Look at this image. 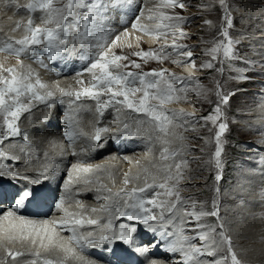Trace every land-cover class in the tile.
<instances>
[{
	"label": "rangeland",
	"instance_id": "rangeland-1",
	"mask_svg": "<svg viewBox=\"0 0 264 264\" xmlns=\"http://www.w3.org/2000/svg\"><path fill=\"white\" fill-rule=\"evenodd\" d=\"M238 1H243V0H225L227 5V12L232 18V27L227 29L229 33V38H231L234 41L233 44L234 54L231 59L224 58L221 52L218 55V59L213 61L210 55L205 54L206 50L212 48L215 42L224 39V37H222L220 33L222 31V27L226 28L227 25L224 20L225 10L221 8L219 4V0H179V2L185 5L183 9L181 8L178 9V7L164 8L161 6L160 0H153L147 6V8H150V11L146 12L145 14L138 15L139 24H142V26L144 27H148V26L152 27L151 30L153 29L152 31L155 32L157 30V25L161 23V21L156 18L160 12H163L167 15H178L184 18V22L180 24V27L185 32L186 34L185 37L183 38L180 37L178 33L174 37L171 33L175 32L176 30L173 28L167 30L170 33H168L167 35H160L159 40L156 43H152L150 45L141 38L142 37L150 38V36L152 35L145 34L143 31L142 33L139 34L137 30L129 26L126 27L125 29L128 31L129 35H133L132 36L133 39L124 44V46H129V47L126 48V51L124 53L121 52L120 48L119 50H116L113 53H115L116 55L127 57L126 60H122L119 62L121 65H128L127 68L122 67V69L139 70V71H147V72H152L153 70L160 71L162 69H166L167 70L166 76H167L169 74L177 75L178 73H180L179 63H173V61H180V59L177 58L178 56L174 54L176 51L171 47L167 49L169 53L170 52L172 53L171 55L169 53L164 52L163 51L164 49L159 46L163 44L162 41L165 40L166 42L165 45H167V44H172L173 40H175V42L178 45H185L187 46L185 49H189L192 51V55L194 56V58H192L191 60L195 61L196 67L192 68L191 64L187 63L189 64L188 67L189 70H187L186 73H191L192 71L193 73H196L199 76L191 79L186 78L185 83H182V85L181 84L178 85V82H174V88L177 89L174 95L181 97L182 99L181 100L177 99L174 102L167 103L164 105V108L168 110V116L170 120L174 119L181 128V130H178L177 132L179 137L176 135H172V136L176 138L178 137L182 141L185 140L186 143L185 148L187 147L186 155L184 154L186 156V157L184 156L185 160L187 161L186 169L189 172H191L188 175L182 174L183 178L179 180L177 190L179 191V195L181 197L182 202L180 205L177 206V208L179 207L178 209H180L185 205L187 206L184 207L182 210L180 209V215L184 216L185 211H192L191 206L193 203H195L197 211L203 208L205 211L210 212L213 210V203L215 202V206L216 209L218 210V214L219 211L222 210V208L224 207L238 206L241 208L244 214L242 217L239 218V221L235 222V224L236 226L237 225L245 226L246 220H244L243 217H246L247 219H256L259 217L258 216L259 213L250 214L249 210L253 208L252 202L254 198H259V200H261V202L264 203V179L262 178L260 180V183L258 184V186L260 187H258L257 189L253 190L252 188L251 189L249 188V190H247V195L245 198L242 195L236 196L235 194H232V196L236 198V201L234 202L222 201L221 194L224 191L229 193V190L231 188H234L235 186H236L235 188H239L240 186H242L243 181L246 182V180L240 176L241 170L251 171L253 170V168L258 169L259 167H262L263 160L258 161L257 159L259 157L263 158L262 155H264V154H260V152H264V151H261L263 150V148L259 147L258 145V144L264 145V135H261L260 131H258L257 128H262V126L264 127V115L255 112V110L257 108L259 109L262 107L260 97L264 95V73L259 72L258 70L264 69V64L249 65L244 63V61L242 60H247V59L250 60L253 56H255L254 58H256L257 60L260 58H264V55H259L262 52H264V50L258 49L256 46H252L254 42H251L249 44V47L252 49H248L246 48L248 45L246 46L245 45L246 43L242 42V40L243 41L245 40L244 38L247 35L246 33L247 28H245L236 19L240 18V20L242 19L246 20V16L245 15H242L240 17L236 16L238 10L240 9ZM258 7H264V6H258ZM260 10H261L260 8L254 10L252 8V11L253 12L255 11V14L257 16L260 14L259 12ZM246 11H250V8L249 10ZM150 16H152L153 19H149ZM206 20L211 21L212 22L211 25L205 24ZM164 23H169V22L164 21ZM256 23L258 24L259 22ZM253 25H255V23H253ZM161 31H164V29H161ZM247 32L250 33L249 30ZM120 33L123 34L122 32ZM139 40L141 41V45L140 44L138 45ZM83 43L87 44L86 41H84ZM235 44L236 47L234 46ZM145 51L156 52L159 56L164 58L162 60H157L155 58L144 59L140 56L135 55V53L137 52H145ZM234 57L235 58L239 57L241 60H238L237 58L234 59ZM5 60L6 59L1 60V63H3V65L5 63ZM15 60L18 61L17 58H15ZM208 61H211L214 67L211 69L202 68L201 65ZM8 62L9 61L7 60V63L5 64L9 65ZM131 62L140 64V68H135L134 66H132ZM219 69H223V71L221 72L219 71ZM34 73L35 72L33 71L32 74L34 75ZM0 74H3L5 76L8 75L7 73H0ZM36 74L39 75V77H42L44 73L42 71H37ZM238 76H244L247 77V79H237ZM44 77L46 78V75H44ZM74 78H75L74 76L68 78H54V79L49 78V80H45L43 78L42 81L47 84V87L44 89H40V91L38 92L40 94H43L45 97H47L48 91H51L53 94L56 92H60L61 89H64V87H61L62 84H60V81L63 79H69L71 82L68 84V86L72 88L71 84L73 85L75 84L73 82ZM31 82L34 83V81ZM179 83H181V81ZM217 84H219V89H217ZM244 87L245 89H243ZM248 87H253V88L247 90L246 88ZM181 89H183L184 91H180ZM218 90L222 94L228 95L229 98L226 104L220 103V99L216 95V92ZM198 92L200 93V95L197 94ZM75 93H76V89L73 90L74 95ZM140 95L142 94L137 93L136 97H133V99H137ZM150 103L156 104L157 101H150ZM217 104L220 105L222 116L220 117V120L217 121V125H213L211 121H205L202 118L207 117L209 115H214V109L217 106ZM176 107H181V109ZM37 109H41L40 106H38ZM44 111H48V110H44ZM127 111L128 110H125V112ZM173 113H175L176 115L173 116ZM181 113L191 114V115H181ZM250 113L251 115H249ZM30 114H27L25 116L26 119L19 117L17 120H15V125L17 127H21L23 125L26 126L27 123H30L33 120L32 117L36 115L37 112L36 113L31 112ZM50 114L53 115V117L51 116V118H54V120L56 121L55 123L56 126L61 127L62 123H60L58 119L56 110L50 112ZM137 115L139 116V119H141L144 123H146L151 128H153L155 132H160L161 133L160 137H166V135H168L170 132H174L172 123L166 124L165 126L166 131L161 132L158 128L157 123L151 121L150 116L145 115L144 113L142 115L137 113ZM6 118L10 121L13 119L12 117H7L0 113V136L2 137V139L0 138V151H2V148L5 147L7 142H10L7 140L9 136L7 134H4V136H2V131H1V130H4L5 132L7 131V127L5 123ZM220 122L226 123L227 129L220 136V144L222 148V154L220 157L221 166L220 168H217L215 165V156H214L216 149L215 137H216V132L219 130L218 124ZM78 124L79 123L77 122L75 128H81L80 127L81 125L79 124L80 125L79 126ZM243 124L246 125V128L243 127ZM112 127L114 128L113 125ZM246 129L247 131H245ZM77 130L79 131V129ZM41 133L42 131H38L37 133H34V135ZM141 144L144 145L143 142H141ZM43 145L44 146L49 145L45 147L47 150L48 149L54 150L55 148H58V150H62L64 152L62 156L67 154L66 152L67 150L64 149L65 146H63L64 148H62L61 143L57 141V136H53V135L48 136L47 139L43 141ZM150 148L151 146L145 149L144 152L146 156H151L152 153ZM164 148L165 147H163L162 149ZM250 149L257 150L255 151L257 153L256 156L253 157L251 156L253 155L254 151L251 153L247 152V150ZM175 151L176 150H174L173 152ZM245 157H247L248 159L246 160ZM169 158L171 159L170 163L174 162L175 160L173 159L174 157L169 155ZM249 158L254 159V162L253 163L251 162L252 164L250 163L246 165L243 164V162L248 163ZM159 160H162V157L160 155H159ZM9 161L10 160L8 159L5 161V163L6 164L9 163ZM87 162L89 163L88 166H91L92 169L93 168L96 169L95 167L96 165L92 164L94 162L91 161H87ZM71 164L72 162H70V165ZM82 164H86V162ZM129 164L130 167H133L132 162ZM121 168L120 171L123 172V168L122 169ZM172 169H175L174 166ZM258 171H260L259 173L263 172L260 169H258ZM183 172L185 171H182V173ZM66 174L67 171H65V174H63L64 178H67L65 177ZM119 174L122 175V173L120 172ZM146 174L148 173L147 172L144 174L142 173L140 176H138V178H147ZM218 174L221 176V179L219 181L215 179V177ZM64 178L62 179L64 180ZM249 180L251 182L253 181V179L251 178H249ZM121 183L119 184L120 187L123 188V191L121 193L122 195H125L127 191H131V189L134 186L132 184V180L128 184H125L124 182ZM174 183L176 182L174 181L173 183H169V186H171ZM245 188H248V186H245ZM163 191H164L163 189L157 190V192H161V193H163ZM156 199L157 202H160L161 200L170 202L173 201L175 197H166L161 195L158 196ZM156 210H157L156 215H159L161 210L159 208H156ZM164 213H166V211ZM223 215L226 217L225 211H223V214L220 213L219 218L207 216L209 219H202L200 222L204 223L205 225L216 226L218 224H221V221L223 220L222 218ZM240 215L241 214H236L235 216L239 217ZM177 219L180 220L179 217ZM185 219L193 220L188 217ZM190 222H187L188 226L194 228L195 221L192 223ZM223 225H224L223 230L224 232H226V228L229 225L226 226L225 223H223ZM191 229H186V230L191 231ZM219 231L220 229L219 227H217L216 233L213 234L214 236H216L217 240H219V236H218ZM190 235L194 236L196 235V233L190 232ZM227 236L229 237V234H227ZM193 243L197 244V241ZM240 244H241L240 242L239 243H234V241L231 242V246L234 245L238 246ZM256 244L258 245L259 243H255L254 245ZM221 247L223 251L216 253L215 259H218L221 256L228 255L227 247L225 245H221ZM261 254L262 251H259L255 255L254 260H248L245 257L242 256L238 257V255L237 254L236 255L237 258L240 260L241 264H264V260L262 259ZM177 255L178 253H175L172 254L171 257L174 258ZM79 257L83 258L80 255ZM8 258H11V256H8ZM21 259L23 258L21 257ZM201 259L202 258H200L199 260ZM212 261L214 260H211L210 262L205 261L203 264H212ZM179 262L180 261H177L176 259L175 264ZM227 264H230V259L227 262Z\"/></svg>",
	"mask_w": 264,
	"mask_h": 264
},
{
	"label": "snow or ice",
	"instance_id": "snow-or-ice-1",
	"mask_svg": "<svg viewBox=\"0 0 264 264\" xmlns=\"http://www.w3.org/2000/svg\"><path fill=\"white\" fill-rule=\"evenodd\" d=\"M161 6L164 8H181L183 9L185 5L179 0H160ZM4 4L6 7L16 6L19 7L16 3V0H4ZM219 4L221 8L225 10L224 20L226 22L227 27H222V31L220 35L224 37L223 40L214 43V46L208 50H206V55H210L212 60L215 61L218 59V55L222 52L223 57L227 59H231L233 57V44L234 41L229 38L228 28L232 27V18L227 12V5L225 0H219ZM25 10L29 13V19L25 25V35L23 38L16 40L15 44L19 45L18 48H14L12 44H7L4 48H0V51H8L10 53H14L18 57L26 52H29L32 46L36 45H45L48 50V59H54L57 53L68 51V44L70 38L75 41L76 39H81L90 34L91 27L94 26L93 22L95 20L96 14L101 7L98 0H29L27 4L23 6ZM82 9H86V11H81ZM39 11L41 13V24L37 25L34 23L31 14ZM71 18V19H70ZM161 21L160 24L157 25V30L153 32L148 28L139 25V17H137V22L132 24L133 29H138L143 31L145 34L156 35L159 38L160 35H167L170 29H175V32L171 34L175 37L178 33L180 37H185V32L180 27V24L184 22V18L178 15H167L163 12H160L156 17ZM149 19H153L152 16ZM164 21H168L169 23H164ZM211 21L206 20L205 24L211 25ZM20 24L17 23L16 28L18 29ZM164 29V31H161ZM108 33H103L101 35L94 36V39L97 41L96 44H93L92 47L99 49L98 58L93 59L90 63V66L85 69V71L92 74V85L89 88H84L81 92H76V99L79 100L81 96L89 97L93 100L98 101L97 111H101L103 107H107L108 104H111L113 101L116 104H121L126 106L129 109H132L136 112H142L145 115L150 116L152 122H156L158 128L161 132H165L166 124H170L171 120L168 116V110L164 108V105L167 103L174 102L181 97L175 96L174 93L177 89L174 88V82L181 81L185 78L183 77H175L174 74H169L166 76L167 70L162 69L160 71L153 70L152 72H145L142 74L132 73V72H121L120 69L127 68L128 65H121L119 62L122 60H126V56L116 55L112 53L113 46L117 45L120 40V36L117 35L114 39L111 40V43H108L107 40ZM167 47H171L174 50H179L186 48L185 45H178L175 40H173L172 45H166ZM180 54L189 58L187 63L191 64L192 68H195V61L191 60L192 51H184ZM135 55L140 56L144 59L155 58L157 60H162L164 57L159 56L156 52H137ZM39 63L43 65V59L40 58L38 60ZM132 66L135 68H140V64L135 62H131ZM173 63H184L181 61H173ZM21 68L23 67L22 61L20 62ZM202 68L211 69L214 67L211 61L205 62L201 65ZM94 70H98L94 71ZM219 71H223V69H219ZM0 73H7L5 76L0 74V110L7 111L8 115L13 119L10 121L7 118L5 119V123L7 125V134L11 136H17L20 134L19 129L15 126V120L19 118V115L22 111H28L26 105H24L20 97L30 94L31 99H36L39 101H44L46 97L44 95L39 94L36 90L37 88L44 89L47 86L42 83L39 78L35 80V82H31L32 73L29 70L28 73H20L16 68H4L3 65H0ZM187 79H191L188 77ZM237 79H247L244 76H238ZM139 86H136V85ZM217 89H219V84H217ZM180 91H184L181 89ZM63 95L71 96L72 93L64 92L61 89ZM137 93H141L137 99H133L136 97ZM109 95V101L105 104H99V98L102 95ZM200 95V93H197ZM53 93L51 91L47 92V98L52 97ZM217 97L220 99V103L226 104L228 101V95L222 94L219 90L216 92ZM6 97H10L12 100V104L8 103V99ZM118 97H122L123 99H117ZM150 101H157L156 104H151ZM102 114V113H101ZM176 114L173 113V116ZM181 115H191L184 114ZM222 116L220 105L214 109V115H209L207 117H203L205 121H211L213 125H217V121L220 120ZM128 127L127 124L124 126ZM218 131L216 132V149H215V165L217 168H220L221 161L220 157L222 154V148L220 144V136L226 131L227 124L224 122H220L218 124ZM102 131H107V129H97L94 139L99 141L101 139L100 133ZM68 138L71 140V134L66 133ZM3 153H0V156H3ZM172 157H176L179 155V151H175L170 153ZM162 159L168 160V148L163 149ZM187 161H182L181 163H174L172 166H168L165 171L164 182L160 184H155V182L148 184L146 183L143 188H133L130 193H126L129 197V200L124 202L125 209L128 210H118V215L122 217H127L128 220H136L141 221L145 225H149L150 229L153 232H156L157 229L152 227V223H159L162 229L159 234L163 238L165 236H175L174 240L167 242V251L169 252H179L181 254L182 260L179 264H201V261L198 259L199 256H203L207 254L208 256H216L217 251L220 249L221 245H225L227 247L228 255L221 256L218 259L212 261V264H227L230 259V264H241L240 260L237 258L236 253L232 250L231 239L224 232V225L218 224L216 226L205 225L201 223L203 217L212 216L219 218L218 210L216 209L215 202L213 203L212 211H205L201 208L199 211L196 210L195 203L192 204V211H185L184 216L180 217L179 224H173L171 219L165 220L164 212L165 210L169 213L175 214L178 211L177 206L181 204V197L179 195L178 183L179 180L183 178L181 168L182 164H186ZM175 168V174L172 172V167ZM3 165H0V169H3ZM77 172L90 173L93 171L91 166H81L74 165L73 166ZM99 167V166H97ZM12 175H18L16 173H12ZM71 175V174H70ZM215 179L219 181L221 176L218 174ZM169 181H175L176 183L169 186ZM38 180H33L32 183H38ZM130 181L125 178L124 183L128 184ZM67 186V182H66ZM159 188L163 189V193L156 192L152 199L144 200L137 197V193H144L146 189ZM218 191V189H217ZM117 197L120 196V193H116ZM166 196V197H175L173 201H160L157 202L158 196ZM30 196V192L25 190L20 194L19 201L16 203L15 207L18 209L22 206V203L25 199ZM132 201V202H129ZM145 204L152 205L153 208H159L161 211L159 215H155L152 213L151 209L146 208ZM57 207H60L58 204ZM14 215V212L9 211L6 213L5 218L11 217ZM69 215H72L71 213ZM191 217L195 221V227L191 229V231L195 232L196 235L188 236L185 235L184 224L186 221L185 218ZM67 225L69 222H63ZM71 223L81 224V220H73ZM89 224H96V220H89ZM168 224H172L174 228H176L175 233L166 231V227ZM112 234L109 235H101L95 239H88L87 237H77L75 231L73 229H69L73 231V235L70 238L75 241L77 244H80L81 240L89 245H95L98 243H103L104 241L110 239H116L123 241L125 243H129L132 239V233L134 232V228L130 226H126L121 224L119 226L118 233L113 229V225L111 220H109L108 224L105 226ZM219 227L220 231L218 233L219 240L216 239V236L213 234L216 233V229ZM28 231L29 235L35 234V238L32 239V243H36V238H39L42 247H47L44 244V240L47 239L49 244L53 241V236L55 235V227H49L47 222L43 224L42 227H37L31 221H25L21 218L20 224L11 223L9 226L0 228V232H2L7 239H15V235L13 233L19 232L23 234L25 231ZM89 237L92 236L91 233L88 234ZM27 238V237H23ZM199 240L202 242L201 246H197L196 243H193L194 240ZM83 246V245H81ZM65 252H73V249L67 247L64 244H60ZM141 251H147V249H142ZM13 259L16 256L22 255V253H8ZM37 259H39L40 254L35 253ZM32 264H36V261H32ZM43 264H55L52 260H44ZM155 264V262H153Z\"/></svg>",
	"mask_w": 264,
	"mask_h": 264
},
{
	"label": "bare ground",
	"instance_id": "bare-ground-1",
	"mask_svg": "<svg viewBox=\"0 0 264 264\" xmlns=\"http://www.w3.org/2000/svg\"><path fill=\"white\" fill-rule=\"evenodd\" d=\"M28 0H16L17 5L23 6L27 3ZM238 4L240 6V9L238 10L237 17H240L242 15L246 16V20H240V18H237L236 20L239 21L246 29V37L245 40L242 42L246 43V48L252 49L249 47V44L251 42H254L252 46H256L258 49L264 50V7H258V6H264V0H243L238 1ZM258 5V6H257ZM250 11H246L249 10ZM254 9L260 8L259 11L260 14L257 16L255 14V11H252ZM150 8H147L146 12H149ZM253 12V13H252ZM34 14H37L35 12ZM10 16V18H9ZM105 13H102L98 16V19L104 20L105 19ZM26 17H28V13L25 11H22L20 9H17L16 6L12 7H6L4 4V0H0V38H5L6 40H10L12 44H15L16 40H19L22 38V34L24 32L23 26L20 25V27L17 29L16 25L17 23H24L26 21ZM112 18V17H111ZM35 21V20H34ZM137 22V19L136 21ZM256 22H259L258 24ZM132 23H134L132 21ZM255 23V25H253ZM139 24V21H138ZM142 25V24H139ZM125 26L126 27H129ZM149 30H151L152 27H146ZM153 30V29H152ZM250 31L248 33L247 31ZM118 32H121L118 30ZM104 32H99L97 34H93V36L101 35ZM256 35V36H255ZM112 33H108L107 37H111ZM260 38V39H258ZM141 39L145 40L150 45L152 43H156L159 38H156L155 35L148 37H142ZM123 39L120 41L117 45L113 46L112 53L116 50L121 49V52L124 53L126 51V48L129 46H124L126 42ZM141 45V41L139 40L138 45ZM256 44V45H255ZM133 46V45H132ZM236 47V44L234 45ZM245 48V47H244ZM243 48V49H244ZM245 48V49H246ZM261 50V51H262ZM194 54V53H193ZM2 55V54H0ZM259 55H264V52H262ZM253 56L250 60H242L244 63L249 65H263L264 64V58L256 59ZM15 58L18 59V61L15 60ZM238 60H241L239 57H236ZM234 57V59H236ZM6 59L5 63H7V60L9 61V65L1 63V60ZM20 60L18 57L14 56H0V65H3L4 68H16L18 72H22L24 70L25 72L27 70H30L32 73L35 72L34 75L31 77V81H34L37 79L36 77H39L37 75V71H42L44 74L42 77H39V80L44 83L46 86L47 84L42 81L44 78L45 80H49V78L54 79L53 77H50L45 71L40 70L36 68V66L27 63L22 62L23 67L20 66ZM189 64H187L186 69L189 70ZM259 72L264 73V69L258 70ZM192 72V71H191ZM46 75V78L44 77ZM71 81L69 79H63L60 81V84H62L61 87H67L68 84ZM242 88V87H241ZM253 87L246 88L247 90H250ZM245 89V87L243 88ZM37 91H40V88L36 89ZM83 91V87L80 89H76V92ZM22 99H27V94L22 96ZM182 98H180L181 100ZM261 99V108H257L255 112L261 113L264 115V95L260 97ZM84 101V99H80ZM39 106V105H38ZM37 106V107H38ZM37 114L32 117V121L30 123H27L26 126H21L19 130H22V137L21 140H13L10 142H7L5 147L2 148V151L0 153H3V156H0V164L5 165V168H8L9 171L7 172L11 176V183H17L21 184L27 181H33L36 179H40L43 176H47L48 180L54 181L59 179L60 177H63V174H65V171H67V174L65 175L64 181L65 183L63 185H66L67 182V190L73 196L75 193H80L79 197H85L92 201H84L78 205L72 206V212L75 213L77 210H80L82 208V204L87 203L88 206H90L92 209L87 208L84 210H81L84 214H87L88 217L92 216L94 218L104 216L109 220H111L112 225L113 221H117L116 219V207L117 205L122 206V203L124 202V197L121 194L123 191V188L120 187L121 182L125 181V178L127 176L128 180H132V184L134 185L133 188H142L145 187L146 183L151 184L155 182V184H160L164 182L165 177V171L168 166L174 165V163H181L185 160V155L187 152V147L185 140L179 139L178 130H181L179 125L174 119H171V123L173 125V131L170 132L166 137H160V132H155L153 128H151L149 125L144 123L141 119H139V116L137 114L130 115V111L125 112V110H120V125L127 124L128 127L131 128L132 132H134L136 135L140 136L139 141L143 142L144 145L149 148L151 146V156L145 155V150H139V151H132L127 152L123 154V156H114V151H108V149H104L102 151H96L94 149L89 150L88 157L90 159H93L96 155H98V158L91 161L94 162L92 164H95L96 169L93 168V171L90 173H84V172H77V170L73 167L74 165H81V166H88L89 163L86 160V164H82L81 162L74 161L70 165V162L72 160V157H69L68 153L62 156L64 153L62 150H58V148H55L54 150L46 149V145H43V141L47 139L49 135V129H54L57 131L59 127L56 126L54 123V118H50L49 126L47 127L45 123L42 122L43 118L47 117V112L43 109H37ZM89 105L82 106V108L79 109V107H74V116L77 122L81 125L83 124L84 132L89 131V124H91V129L93 127V124L96 120L94 118L90 111L88 110ZM182 107V106H181ZM181 107H176L180 108ZM263 108V109H262ZM54 110H51L52 112ZM36 113V112H35ZM190 113V112H189ZM253 113V112H252ZM23 119H26L23 115L25 113L20 114ZM31 115V114H30ZM251 115V113L249 114ZM32 116V115H31ZM53 117V115H51ZM28 117V116H27ZM29 119V118H28ZM251 121V120H248ZM263 122V121H262ZM23 124V123H22ZM78 124V125H79ZM79 125V126H80ZM166 126V125H165ZM81 127V126H80ZM243 127L246 128V125L243 124ZM19 128V127H18ZM23 128V129H22ZM113 128V127H112ZM115 128V127H114ZM258 131H260L261 135H264V127L257 128ZM2 131V136H4L5 133ZM38 131H42L41 134H35ZM247 131V129L245 130ZM133 134V133H131ZM55 134H53L54 136ZM58 136V134H56ZM176 135L177 138L172 136ZM138 137V136H137ZM139 138V137H138ZM48 141V140H47ZM57 141L61 143V140L59 136L57 137ZM83 139L79 138L78 143H82ZM184 142V144H183ZM47 144V143H46ZM51 145V144H50ZM62 145V144H61ZM259 147H262L264 151V145L258 144ZM64 146V145H62ZM163 147L168 148V154L170 155L171 152L174 150L179 151V155L174 157V162L170 163V158L168 160H159V155L162 157L163 155ZM245 150V149H244ZM246 151V150H245ZM253 156H256V149H250L247 150V152H253ZM185 154V155H184ZM260 154H264V152H260ZM185 156V157H184ZM264 158V155H262ZM113 157V158H111ZM248 157V156H247ZM245 157L247 160L248 158ZM251 157V158H252ZM129 158V159H128ZM249 158V162L243 164H252L254 162V159ZM258 158V161H262V167H259L262 173H259L258 169L253 168L251 171H240V176L246 180V182H242V186L239 188H231L229 190V193L224 191L221 194L222 201L224 202H234L236 201V198L232 196V194L242 195L244 198L247 195V190L249 188L255 190L258 187V184L260 183V180L264 179V159ZM10 160L9 163H5L6 160ZM88 159V160H90ZM128 159V160H127ZM172 159V160H173ZM70 161V162H69ZM169 161V162H168ZM133 163V167H130L129 163ZM252 162V163H251ZM68 163V164H66ZM85 163V162H83ZM186 164H182L181 172H183V175H188L191 172H189L186 169ZM99 166V167H97ZM123 168V172L120 171V168ZM121 168V169H122ZM173 168V167H172ZM3 169H0V171H3ZM175 169H172L173 174H175ZM18 172V175H12V173ZM122 173L121 174H119ZM148 173L147 178H138L142 173ZM71 174V175H70ZM150 176V177H149ZM152 176V177H151ZM149 177V178H148ZM135 178V179H134ZM161 178V179H160ZM249 178L253 179L251 182ZM95 179V180H94ZM142 179V180H140ZM174 181H169V183H173ZM122 184V183H121ZM122 186V185H121ZM245 186H248V188H245ZM187 187V186H186ZM9 188V187H4ZM3 188V189H4ZM183 188V186H182ZM125 189V188H124ZM159 190V189H158ZM257 191V190H256ZM116 193H120L121 196L117 197ZM49 194H53V192H50L48 188H44L42 191V196L40 200V207L44 210L42 207L43 204H46V201L49 197ZM2 198V197H1ZM99 198V200H97ZM160 198V197H159ZM1 200V199H0ZM162 201V200H161ZM253 208L249 210L250 214H258L259 217L256 219H247L246 217H243L244 220H246L245 226L237 225L235 224L236 221H239V218L243 216L244 212H242L241 208L236 207H224L222 210L219 211L223 214V211H225L226 217L223 215V220L221 223H225L226 226V235L229 234V237L231 238V242L234 241V243H241L240 245H234L232 246V250L239 256L245 257L248 260H254L255 255L262 251V259L264 260V203L259 200V198H254L253 202ZM118 206V207H119ZM184 207H187L186 205ZM184 207H181L182 210ZM64 208V207H63ZM179 208V207H178ZM263 208V209H262ZM100 210H103V212H99ZM180 209L175 212V214L167 212L165 214V220L171 219L173 221V224H179L178 217H183L180 215ZM157 211V210H156ZM158 214V213H157ZM236 214H241L239 217L235 216ZM6 213L3 211L0 212V228H4L9 226L10 222L15 224L21 223V218L25 220L24 217L19 216H11L5 218ZM191 218V217H188ZM193 219V218H191ZM202 219H209L208 217H203ZM27 221V220H25ZM33 222L32 220H30ZM190 223L194 222V220H186ZM47 222V224L50 226L49 221L45 220L44 222H33L37 227H42L43 224ZM108 224V223H107ZM106 224V225H107ZM171 226V228L176 231V228L173 227L172 224H168ZM247 225V227H246ZM185 228V235L191 236L190 232L186 229H191L193 227L188 226V223L186 222L184 224ZM105 230H108L106 227ZM57 230L55 229V235L53 236V241L51 244H49L48 240H44V244L47 245V247H42L41 242L39 238H36V243H32V239L35 238V234L27 235L28 231L26 230L23 234L16 232L13 233L15 235V239H7L5 235L0 232V264H32V261H36V264H41L44 260H52L55 262V264H100L99 262L95 261L93 258H87V257H79V254L71 247V245H67L65 241L64 236H56ZM26 233V235H25ZM108 235H110V232H107ZM2 235V236H1ZM27 238H23L26 237ZM197 241V246H201L202 242L197 240H194L193 242ZM255 243H259L258 245H254ZM60 244H64L67 247L73 249L72 253L65 252L61 247H59ZM75 251V252H74ZM223 249L220 246V249L217 251L222 252ZM22 253V255L16 256L15 259L8 258V253ZM39 253L40 257L37 259L35 253ZM178 255L176 257H171L170 254H163L159 258H155L154 260H150L148 264H175L176 259L177 261H181L182 257L179 252H177ZM21 257L23 259H21ZM201 264H203L205 261L210 262L211 260H215L216 256H208L207 254L201 256ZM208 258V259H207ZM210 260V261H208ZM179 264V263H177Z\"/></svg>",
	"mask_w": 264,
	"mask_h": 264
}]
</instances>
